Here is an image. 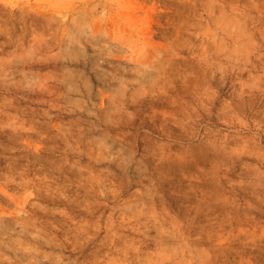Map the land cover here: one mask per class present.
<instances>
[{
  "label": "rangeland",
  "instance_id": "obj_1",
  "mask_svg": "<svg viewBox=\"0 0 264 264\" xmlns=\"http://www.w3.org/2000/svg\"><path fill=\"white\" fill-rule=\"evenodd\" d=\"M0 264H264V0H0Z\"/></svg>",
  "mask_w": 264,
  "mask_h": 264
}]
</instances>
